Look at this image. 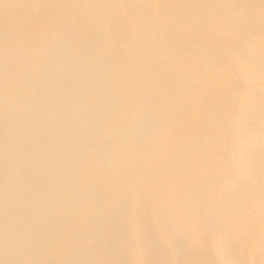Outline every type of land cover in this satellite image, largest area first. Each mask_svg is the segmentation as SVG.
Listing matches in <instances>:
<instances>
[{"label": "bare ground", "instance_id": "bare-ground-1", "mask_svg": "<svg viewBox=\"0 0 264 264\" xmlns=\"http://www.w3.org/2000/svg\"><path fill=\"white\" fill-rule=\"evenodd\" d=\"M0 264H264V0H0Z\"/></svg>", "mask_w": 264, "mask_h": 264}]
</instances>
